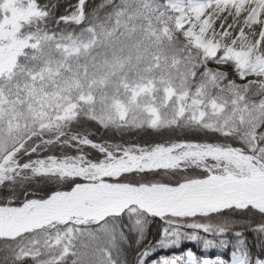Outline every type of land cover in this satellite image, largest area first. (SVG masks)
Wrapping results in <instances>:
<instances>
[{
  "label": "snow or ice",
  "instance_id": "snow-or-ice-1",
  "mask_svg": "<svg viewBox=\"0 0 264 264\" xmlns=\"http://www.w3.org/2000/svg\"><path fill=\"white\" fill-rule=\"evenodd\" d=\"M56 8L0 0V264H264V0Z\"/></svg>",
  "mask_w": 264,
  "mask_h": 264
},
{
  "label": "trees",
  "instance_id": "trees-1",
  "mask_svg": "<svg viewBox=\"0 0 264 264\" xmlns=\"http://www.w3.org/2000/svg\"><path fill=\"white\" fill-rule=\"evenodd\" d=\"M42 2L49 3V4H52V3L57 4L56 15L59 16L65 13L66 5L69 3H75V0H42ZM91 3L95 5V4L100 3V0H91ZM229 73L230 75H232L231 72ZM232 78L237 80L235 76H232ZM85 127L93 133L92 139L94 140L102 139V140H110V141L114 140L116 142L144 144V143L162 142L167 138V133H165L164 135H157L156 133L145 132L144 130H135V129L121 134V133L114 132L112 130H104L99 125H97L95 122H92V121H87L85 123ZM177 135L180 137H184L185 133L179 132L177 133ZM189 138H192L191 135L189 136ZM41 187L43 186L41 185ZM158 228H159V222L150 225L149 227V238L150 239L155 238L158 235ZM245 235L247 236L248 247L250 249V253L253 259L257 257L264 258V246H262L264 245V238H259L254 233H251V232H246ZM188 248L192 249L193 252L198 257L202 255L203 249L200 245L194 244V243H188V242L182 245V249H188ZM182 249L161 250V251L156 252L153 258H158L160 256H171L173 253H178ZM215 250H221L223 254H226V255L231 253V248L229 249L216 248V249H209L208 251H210L212 254V252ZM134 254L135 253L133 250H128L127 252L128 259L131 260ZM0 255H3V254L0 253Z\"/></svg>",
  "mask_w": 264,
  "mask_h": 264
},
{
  "label": "rangeland",
  "instance_id": "rangeland-1",
  "mask_svg": "<svg viewBox=\"0 0 264 264\" xmlns=\"http://www.w3.org/2000/svg\"><path fill=\"white\" fill-rule=\"evenodd\" d=\"M210 67H216L215 65H210ZM228 72H231V69L230 68H228V69H226ZM237 78V81L239 82V83H243L244 81H240L239 80V78L238 77H236ZM222 254V251H220V250H215V251H213L212 252V254H211V252L210 251H205V250H202V255L200 256V257H202V258H209V259H211V260H215L216 258H217V256H219L220 257V255ZM225 259H227L228 260V262H230L231 261V253L229 254V255H227L226 257H225Z\"/></svg>",
  "mask_w": 264,
  "mask_h": 264
},
{
  "label": "bare ground",
  "instance_id": "bare-ground-1",
  "mask_svg": "<svg viewBox=\"0 0 264 264\" xmlns=\"http://www.w3.org/2000/svg\"><path fill=\"white\" fill-rule=\"evenodd\" d=\"M220 22H221V21H217V26L220 24ZM231 22H232V21H231V18L229 17L228 20H227V22H226V24H225V26H227V24H228V23H231Z\"/></svg>",
  "mask_w": 264,
  "mask_h": 264
}]
</instances>
